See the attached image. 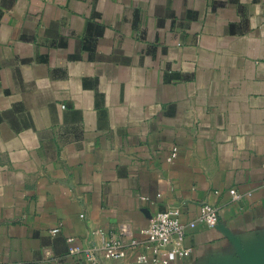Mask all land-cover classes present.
<instances>
[{"label":"crops","instance_id":"1","mask_svg":"<svg viewBox=\"0 0 264 264\" xmlns=\"http://www.w3.org/2000/svg\"><path fill=\"white\" fill-rule=\"evenodd\" d=\"M204 202L169 264H264V0H0V264Z\"/></svg>","mask_w":264,"mask_h":264},{"label":"built area","instance_id":"2","mask_svg":"<svg viewBox=\"0 0 264 264\" xmlns=\"http://www.w3.org/2000/svg\"><path fill=\"white\" fill-rule=\"evenodd\" d=\"M176 149L172 160L176 156ZM235 201H241L243 195L235 189L230 191ZM84 217V215H82ZM221 222L219 209L211 203H202L198 214L190 219L183 218L179 207H169L155 214L140 236H132L127 228L120 233L96 229L88 245H74V254L82 257L83 264H105L109 260H123L129 252L134 253L135 264H169L172 259L188 261L194 252L187 239L195 231L216 229ZM61 232V226L51 230L52 235ZM124 237H129L126 242ZM68 242L75 244V238Z\"/></svg>","mask_w":264,"mask_h":264},{"label":"water","instance_id":"3","mask_svg":"<svg viewBox=\"0 0 264 264\" xmlns=\"http://www.w3.org/2000/svg\"><path fill=\"white\" fill-rule=\"evenodd\" d=\"M220 226H221V222L219 223V225H218L217 228H219ZM249 260L252 261V262L255 263V264H261V263H259L258 261H256V259H252V258L250 259V258H249Z\"/></svg>","mask_w":264,"mask_h":264}]
</instances>
